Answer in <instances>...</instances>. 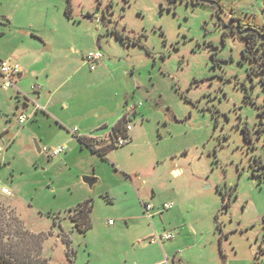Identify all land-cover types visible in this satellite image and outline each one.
<instances>
[{
    "label": "rangeland",
    "instance_id": "1",
    "mask_svg": "<svg viewBox=\"0 0 264 264\" xmlns=\"http://www.w3.org/2000/svg\"><path fill=\"white\" fill-rule=\"evenodd\" d=\"M47 1L0 0V50L37 51L40 37H51L64 64L53 110L35 120L29 101L24 125L26 98L0 87L1 252L20 264H139L161 249L150 243L156 230L175 235L162 243L167 254L264 264V72L245 56L246 40L226 28L234 18L264 32V0H213L218 17L192 0H72L73 19ZM32 25L34 39L22 44ZM91 52L103 55V70L85 67ZM31 86L23 79L16 88L43 105ZM136 99L148 114L133 122L128 145L103 157L64 144L68 160L37 152L35 142L53 149L51 140L73 136L78 118L103 109L116 116ZM87 177L98 180L92 189ZM88 201L92 227L83 233L72 216Z\"/></svg>",
    "mask_w": 264,
    "mask_h": 264
},
{
    "label": "crops",
    "instance_id": "2",
    "mask_svg": "<svg viewBox=\"0 0 264 264\" xmlns=\"http://www.w3.org/2000/svg\"><path fill=\"white\" fill-rule=\"evenodd\" d=\"M46 6L48 7L49 11L51 9H53L54 14H55L56 12H61V11L65 10V6H67V2H66V0H48L46 2ZM54 14L50 17V13H49V15L46 17V19H47L46 28L49 27L50 23L53 22V19L55 16ZM64 14H65V12H64ZM4 15H6L5 12L0 11V16L4 17ZM11 23H14V22H12V20H11ZM35 28H36V26H34V25L30 26V29L32 31L31 34H29V31H25L23 33V31L20 30L22 32V35H20L19 40L21 41L22 44L25 42H30L29 38L34 39V37H33L34 36L33 31L34 30H32V29H35ZM20 29H24V28H20ZM41 34H43V33H41ZM40 39L42 40V43L44 45L42 46V48H39L37 51L31 50V51L24 53V51L26 49L21 50L20 47L18 46V47H15L14 51L11 53H7V52H4L3 50H0V59L9 61L6 58L10 57L22 66L23 69H22V76H21L20 81L25 79V80L31 82L32 85H34V86L36 85L38 87V90L35 93H37L39 95L38 100L39 99L44 100V102H43L44 104L41 106H43L45 108V111L43 113L48 114V109L53 110V105H51L52 99L58 93V91L61 89V86H62V84H60V80L58 82L56 81V77L61 73V70L63 69L64 64L62 63L61 56L59 57V56H56L54 53H52V51L57 52L55 49V46H54V45H56L55 39H53L51 37H48V38L40 37ZM51 46H54L53 49ZM28 47H33V46H31V44H30ZM53 59L55 60V66H56L57 62L59 63V66H56V68H53V63H52ZM103 64H104L103 62H99V65L97 66L98 68H101L99 70L104 69V68H102V67H104ZM84 65H85V67L88 66L86 63ZM98 68H96L95 70H97ZM100 74L101 73H99L97 75H92V79L98 78L100 76ZM59 77H61V76H59ZM88 77L91 78V75H88ZM59 84H60V86H59ZM31 87H33V86H31ZM15 89L17 91V96H18V100H19L21 98V95L19 93H25V92H22L19 88H15ZM31 90H32V88H31ZM135 101H139V100L136 99ZM139 102H141V101H139ZM113 111H114V109L111 112H108L106 109H103L102 111L101 110H95V114L93 115V118L86 119L83 116L80 117V119L78 118L77 119V121H78L77 126L78 127L76 126V128H75V129H78L77 134L74 135L72 133L73 136L66 135V134L60 135L57 140H51L50 144L51 145H58V146L68 144L69 147L71 146L73 148V153H74V151L75 152H79V150L84 151V149L86 148L79 141L80 137L86 138L87 140H96L97 138H105V139L110 138V136L112 135L114 127L123 119V116H124L123 110L121 112H119V114H116V116H114ZM40 113L41 112H39V114ZM37 114H33V115L31 114V117L36 115L34 117V119L36 120L38 118ZM146 114H148V111L145 110L144 104H143V107L139 110L136 119L140 118L141 120H143L144 117L146 116ZM136 119L134 121H136ZM49 126H50V129H53L59 133L61 132V131H58V129H54L50 123H49ZM133 131H134V128H132V131L130 132V141L133 139H136V134H133L134 133ZM1 139H2V137H1ZM2 142H3V140H2ZM3 145H5L4 142H3ZM96 147L97 148H103L104 145L103 146L100 145V146H96ZM71 154L72 153H70V154L66 153L62 156H65V160H68V158L70 157ZM173 173L175 175H178L179 170H174ZM145 204H149V203H145ZM145 204H144V209H145ZM145 214L147 216L146 211H145ZM151 217H153V216H151ZM149 219H151V218H149ZM154 233H159V232H156V230H154ZM153 245H155V244H153ZM160 246H161V249L153 248V250L150 251L149 255L145 256L144 261L139 262V264H141V263L142 264H159L162 261H164L166 257L172 258L178 252H181V254L183 256V260L187 264H199L198 263L199 260L203 257V256H199V255L196 256L194 254H190V252H187V255H185L186 253L183 250L182 251L178 250V251L173 252L171 254H167L165 252V250L162 248V245H160ZM197 259H198V261H197ZM120 264H122V263H120Z\"/></svg>",
    "mask_w": 264,
    "mask_h": 264
},
{
    "label": "built area",
    "instance_id": "3",
    "mask_svg": "<svg viewBox=\"0 0 264 264\" xmlns=\"http://www.w3.org/2000/svg\"><path fill=\"white\" fill-rule=\"evenodd\" d=\"M103 59V55L100 52H91L85 57L86 64L90 67V69L93 71L97 68L99 62ZM22 76V68L19 64L16 63H10L9 61L0 59V87L2 89H13L16 88L18 81H20ZM38 87L35 85L32 87V92H37ZM23 97L26 98V110L29 107V104H27L29 101L33 104V110L32 115L37 114L39 112H44L45 108L41 105H39L36 101L31 100L27 97L25 93H19ZM23 104V105H24ZM143 107V103L139 101L134 102H128L126 110L124 111L123 119H125L126 124L124 125V130L121 134L117 136H110V138H97L96 144H105V145H112L114 143L115 147H124L129 144L130 142V132L133 128V122L137 117V114L139 110ZM25 110V111H26ZM30 114V116H31ZM29 117H27L24 114V111L19 116L18 121L20 125H24L28 121ZM78 129H74L72 133L75 135L77 134ZM68 151L67 147L64 145H59L54 147L53 149H47L43 148L41 149L42 153H45L48 158L54 159L56 157H60L64 154H66ZM5 193H9L8 189L3 188L2 190ZM174 203H165L163 206L159 209V213H163L165 211H169L173 209ZM154 210L153 206L151 204H145V211L147 212L148 218H151L150 212ZM175 235L172 232H164L161 234L155 233V235L151 238L150 243L151 244H160L166 242V241H172L174 240ZM159 264H187L183 260V256L181 252L176 253L175 256L172 258L166 257L164 261H162Z\"/></svg>",
    "mask_w": 264,
    "mask_h": 264
},
{
    "label": "trees",
    "instance_id": "4",
    "mask_svg": "<svg viewBox=\"0 0 264 264\" xmlns=\"http://www.w3.org/2000/svg\"><path fill=\"white\" fill-rule=\"evenodd\" d=\"M67 6L65 8V15L69 19H73V4L72 0H66ZM195 4L207 6L215 10L218 6L215 3H209L206 1H198ZM116 37L124 41L123 36L118 33L116 30L112 31ZM243 39L246 40L247 47L245 51V56L250 58L252 61L255 62L254 71H262L264 72V32H259L255 30L250 34L243 36ZM136 44V43H135ZM126 124L125 119H122L113 129L112 136H117L121 134L124 130V125ZM79 141L82 145L86 148H89L95 153L100 154L101 156L105 157L106 154L116 148L114 143L112 145L100 144L101 146L104 145L103 148H97L96 146H100L96 144L94 140H87L86 138H79ZM226 207V203L224 205ZM76 214L72 216L73 221L76 223V226L79 230L83 233L87 232L92 227V221L90 214L93 210V205L90 201L86 202L85 204L79 205L77 208ZM76 216V217H74ZM68 245H70V241H67ZM0 264H20L13 256L7 254V252L2 253L0 250Z\"/></svg>",
    "mask_w": 264,
    "mask_h": 264
},
{
    "label": "flooded vegetation",
    "instance_id": "5",
    "mask_svg": "<svg viewBox=\"0 0 264 264\" xmlns=\"http://www.w3.org/2000/svg\"><path fill=\"white\" fill-rule=\"evenodd\" d=\"M194 3L198 2V1H206L209 3H215L218 7L213 10V16H217L218 17V12L221 10L220 6L213 0H192ZM232 24L230 26H226L227 29H232L235 30L236 33L238 34V36L243 37L246 36L248 34H250L251 32L255 31V29H253L252 27L248 26V27H243L242 24L240 22H238L237 20H235L234 18L231 19Z\"/></svg>",
    "mask_w": 264,
    "mask_h": 264
},
{
    "label": "water",
    "instance_id": "6",
    "mask_svg": "<svg viewBox=\"0 0 264 264\" xmlns=\"http://www.w3.org/2000/svg\"><path fill=\"white\" fill-rule=\"evenodd\" d=\"M26 110V104H24L23 106H22V111H25ZM4 147V145H3V142H2V139H1V137H0V149H2ZM35 148H36V150H37V152L39 153V154H41L42 152H41V148L39 147V145L35 142ZM83 182H84V184H86L89 188H93L96 184H97V182H98V180L96 179V178H90V177H87V178H84L83 179Z\"/></svg>",
    "mask_w": 264,
    "mask_h": 264
}]
</instances>
